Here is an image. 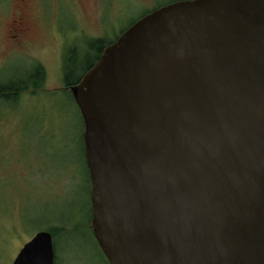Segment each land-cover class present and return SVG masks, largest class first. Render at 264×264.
I'll return each instance as SVG.
<instances>
[{"label": "water", "instance_id": "obj_1", "mask_svg": "<svg viewBox=\"0 0 264 264\" xmlns=\"http://www.w3.org/2000/svg\"><path fill=\"white\" fill-rule=\"evenodd\" d=\"M109 264H264V0L137 22L69 87ZM39 232L14 264H54Z\"/></svg>", "mask_w": 264, "mask_h": 264}, {"label": "rangeland", "instance_id": "obj_2", "mask_svg": "<svg viewBox=\"0 0 264 264\" xmlns=\"http://www.w3.org/2000/svg\"><path fill=\"white\" fill-rule=\"evenodd\" d=\"M31 1L27 45L13 47L14 34L0 26V84L26 80L38 66L45 72L18 103L0 101V264H14L34 236L53 230L54 264H109L90 226L84 121L65 66L78 81L100 54L96 42H114L140 13L112 28L105 12L116 0H61L45 15L43 0Z\"/></svg>", "mask_w": 264, "mask_h": 264}, {"label": "flooded vegetation", "instance_id": "obj_3", "mask_svg": "<svg viewBox=\"0 0 264 264\" xmlns=\"http://www.w3.org/2000/svg\"><path fill=\"white\" fill-rule=\"evenodd\" d=\"M163 0H147L143 4L139 0H116L113 3H109V9H106L105 15L109 13L112 21L109 22L110 27H124L128 18L132 15V9L140 13L139 17L131 20L128 25H126L120 32V35L114 40V42L109 45L114 44L122 34L133 27L137 22L142 20L144 17L164 8L169 5L183 2V1H194V0H165L167 2H162ZM31 0H0V26L4 28L11 35L13 47H22L27 45L28 37L31 34L32 27L29 22V13L31 11ZM61 0H43V14L45 15L50 11L49 8L54 7L53 10L60 8ZM117 3L122 4L118 6ZM107 6V5H106ZM121 9V10H119ZM117 11L119 13H117ZM112 12V14H110ZM102 19L103 27H105V18ZM103 53V52H102ZM102 53L98 56L100 59ZM55 263V261H54Z\"/></svg>", "mask_w": 264, "mask_h": 264}, {"label": "trees", "instance_id": "obj_4", "mask_svg": "<svg viewBox=\"0 0 264 264\" xmlns=\"http://www.w3.org/2000/svg\"><path fill=\"white\" fill-rule=\"evenodd\" d=\"M96 44L98 45V48L100 49V54L103 52V50L106 47L109 46V45H105L104 42H101V41L96 42ZM97 61H98V59H96L95 62L93 64H91L87 70L92 68L93 65ZM65 71H66L65 82H66L67 87H70L72 85L79 83L81 78L78 81H76L75 83L71 82V79H70L71 64H66ZM44 81H45L44 69L41 66H38L36 68V70L29 77H27L26 80L25 79L19 80V81L14 80V81H9V82L0 84V101H2L4 103H8V104H11V103L16 104L21 100V98H22L23 94H25V92L31 90L32 87L36 88V89L40 88L41 83ZM88 179L90 182L89 171H88ZM89 211H90L91 220H92V206H91L90 200H89ZM90 224H91V221H90ZM55 233H57V231L53 230L51 233L52 236H54Z\"/></svg>", "mask_w": 264, "mask_h": 264}]
</instances>
